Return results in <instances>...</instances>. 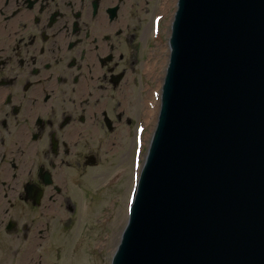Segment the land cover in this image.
<instances>
[{
    "label": "flooded vegetation",
    "instance_id": "1",
    "mask_svg": "<svg viewBox=\"0 0 264 264\" xmlns=\"http://www.w3.org/2000/svg\"><path fill=\"white\" fill-rule=\"evenodd\" d=\"M164 70L165 0H0V264L65 257V228L153 133Z\"/></svg>",
    "mask_w": 264,
    "mask_h": 264
},
{
    "label": "water",
    "instance_id": "2",
    "mask_svg": "<svg viewBox=\"0 0 264 264\" xmlns=\"http://www.w3.org/2000/svg\"><path fill=\"white\" fill-rule=\"evenodd\" d=\"M170 48L113 264H264V0H179Z\"/></svg>",
    "mask_w": 264,
    "mask_h": 264
},
{
    "label": "rangeland",
    "instance_id": "3",
    "mask_svg": "<svg viewBox=\"0 0 264 264\" xmlns=\"http://www.w3.org/2000/svg\"><path fill=\"white\" fill-rule=\"evenodd\" d=\"M165 8L166 56V52H168L169 54V38L172 30L171 18L173 14V2L171 8L167 4H165ZM157 84V79H153L152 91H155V89H157ZM151 129V125H148L146 127V130L142 135L143 141L147 142L146 136H151ZM149 143L150 140H148V144ZM147 150V146H139L137 148L135 165L137 176H139L140 174V170L142 168ZM122 153L124 155L128 153L131 156L130 159H128V157L121 159V166H123L125 169L121 179L122 183L115 190L107 191L108 193H106L105 196H102L98 201H93L88 207L76 213L71 225L72 231L70 227L65 228L67 230L66 242L67 240H69V237L71 240L67 244V253L63 259L58 261L59 264L111 263L114 254L112 253V249L115 244H119L121 234L127 223L129 213V207L127 203L129 202L128 198L130 197V194H132L136 186V179L134 177L133 168L134 159L132 158L131 144L123 147ZM127 167L129 168L128 173H126ZM102 222L105 223V226H100V223Z\"/></svg>",
    "mask_w": 264,
    "mask_h": 264
},
{
    "label": "bare ground",
    "instance_id": "4",
    "mask_svg": "<svg viewBox=\"0 0 264 264\" xmlns=\"http://www.w3.org/2000/svg\"><path fill=\"white\" fill-rule=\"evenodd\" d=\"M172 2H173V0H172ZM172 2H171V0H168L167 1V5L170 6V8L172 7ZM165 13H166V11H165ZM170 23H171V20H170ZM170 23H169V25H170ZM168 60H169V54H168V52H166V56H165V68H166V66L168 64ZM162 81H163V77L158 80L157 90H155L153 92V101H154L155 104H157L156 101L158 100V97H159V94H160V88H161V85H162ZM158 111H159V103L157 104V106L155 108V112H156L155 115L156 116L158 114ZM154 122H156V121H154ZM154 126H153V131H154ZM117 242H118V239H117ZM116 248H117V244L114 245V247L112 249V253H114L116 251Z\"/></svg>",
    "mask_w": 264,
    "mask_h": 264
}]
</instances>
